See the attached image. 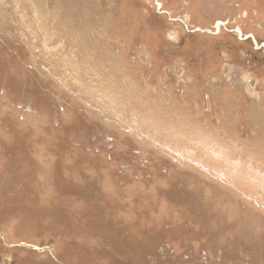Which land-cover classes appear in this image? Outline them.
Here are the masks:
<instances>
[{
    "label": "rangeland",
    "instance_id": "obj_1",
    "mask_svg": "<svg viewBox=\"0 0 264 264\" xmlns=\"http://www.w3.org/2000/svg\"><path fill=\"white\" fill-rule=\"evenodd\" d=\"M260 44L264 0H0V264H264Z\"/></svg>",
    "mask_w": 264,
    "mask_h": 264
},
{
    "label": "built area",
    "instance_id": "obj_2",
    "mask_svg": "<svg viewBox=\"0 0 264 264\" xmlns=\"http://www.w3.org/2000/svg\"><path fill=\"white\" fill-rule=\"evenodd\" d=\"M221 27V25L219 26V28ZM259 47V45H258ZM260 48H263L264 49V44H260Z\"/></svg>",
    "mask_w": 264,
    "mask_h": 264
},
{
    "label": "bare ground",
    "instance_id": "obj_3",
    "mask_svg": "<svg viewBox=\"0 0 264 264\" xmlns=\"http://www.w3.org/2000/svg\"><path fill=\"white\" fill-rule=\"evenodd\" d=\"M218 24H219V26L222 25V24H220L219 22H218ZM217 27H218V26H217ZM235 31H239V30L237 29V30H235Z\"/></svg>",
    "mask_w": 264,
    "mask_h": 264
},
{
    "label": "clouds",
    "instance_id": "obj_4",
    "mask_svg": "<svg viewBox=\"0 0 264 264\" xmlns=\"http://www.w3.org/2000/svg\"><path fill=\"white\" fill-rule=\"evenodd\" d=\"M217 30V29H216ZM255 43H257L256 41H255Z\"/></svg>",
    "mask_w": 264,
    "mask_h": 264
}]
</instances>
